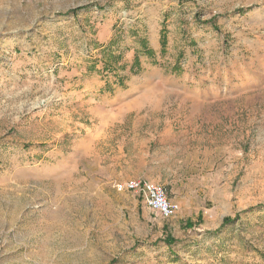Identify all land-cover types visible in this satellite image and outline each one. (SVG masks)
Wrapping results in <instances>:
<instances>
[{"label": "rangeland", "instance_id": "obj_1", "mask_svg": "<svg viewBox=\"0 0 264 264\" xmlns=\"http://www.w3.org/2000/svg\"><path fill=\"white\" fill-rule=\"evenodd\" d=\"M0 264H264V0H0Z\"/></svg>", "mask_w": 264, "mask_h": 264}, {"label": "built area", "instance_id": "obj_2", "mask_svg": "<svg viewBox=\"0 0 264 264\" xmlns=\"http://www.w3.org/2000/svg\"><path fill=\"white\" fill-rule=\"evenodd\" d=\"M117 188L129 190L140 195L147 207L163 217H173L180 210V205L177 202L167 199L166 189L160 183L144 178H131L118 182Z\"/></svg>", "mask_w": 264, "mask_h": 264}, {"label": "crops", "instance_id": "obj_3", "mask_svg": "<svg viewBox=\"0 0 264 264\" xmlns=\"http://www.w3.org/2000/svg\"><path fill=\"white\" fill-rule=\"evenodd\" d=\"M150 209V208H149Z\"/></svg>", "mask_w": 264, "mask_h": 264}]
</instances>
